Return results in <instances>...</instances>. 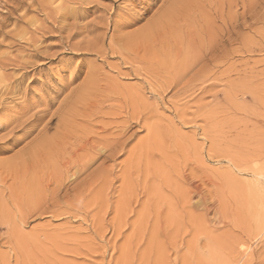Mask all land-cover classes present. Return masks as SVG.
Wrapping results in <instances>:
<instances>
[{
    "label": "rangeland",
    "instance_id": "1",
    "mask_svg": "<svg viewBox=\"0 0 264 264\" xmlns=\"http://www.w3.org/2000/svg\"><path fill=\"white\" fill-rule=\"evenodd\" d=\"M157 1L162 0H148L143 4L144 0L130 3L128 0H0V128L5 131L0 139L9 135L12 128L15 132L23 122L33 119L27 126L29 136L8 144L7 152L0 154V162H11L31 144L52 113L57 116L67 111V104L73 106L74 111H80L77 117L81 119L76 117V124L62 131L65 135L68 133V142L70 140L67 143L64 139L66 150L63 145L59 150L50 147L47 153L45 151L48 156L41 152L31 172L25 174L18 171L20 168L12 167L8 172L9 180L8 177L4 180L5 174H2L0 264H113L114 261L118 264H227L233 258H237V262L240 259V264L264 261V2L253 0L258 4L251 3L248 7L251 0H191L192 10L187 5V16L179 21L180 26L178 22L172 29L160 30V38L159 27L149 26L160 40L157 43L151 33L154 41L148 43L150 46H137L140 31L146 33V20L159 14L161 4ZM192 1L197 2L193 5ZM248 10L251 13L247 14ZM193 12L195 15H191ZM243 13L248 15L249 26L242 25L243 20L238 18ZM255 13L258 16H254ZM227 16L235 20L238 26L235 32L239 30L235 33L237 40L231 44L223 26L229 20ZM137 22H141V30H130ZM125 31L126 36L132 37L128 40L137 46L134 51L117 45L118 37L125 35ZM171 32L177 38L170 35ZM162 35L168 36L165 37L168 42H162ZM195 40L204 45L205 50ZM193 41L196 43L194 52ZM204 42L211 47L213 57L208 53L210 50L206 51L208 46ZM167 44L173 47L170 52ZM122 48L129 51H123L128 56L122 51L119 53L125 56L113 53ZM190 52H196L193 57L197 58L191 59ZM192 60L196 62L194 66L198 64L196 68L204 65L209 69L201 71L199 68L194 73ZM161 62L172 63L173 67L169 66L170 70ZM187 69L190 75L185 72ZM207 70H211L210 74ZM182 73L189 76L198 73L201 79L193 74L191 80L196 84L192 83V87L190 77ZM203 74L207 76L202 78ZM20 75H25L23 82L4 92ZM94 75L97 77L93 82L98 78V84L91 86ZM180 78L184 80L181 85ZM185 86L190 90L183 88ZM73 99L74 103H69ZM21 104L23 107H18ZM121 127L126 133H120ZM118 133L124 135L120 137ZM75 135L80 136L78 140ZM99 140L117 146L108 153L93 155L91 148H100ZM63 149L66 156L62 155L65 154ZM80 152L88 154L87 160L94 156L93 160L81 161ZM60 155L66 158L61 156V159ZM19 160L11 162L12 165L19 167ZM85 160L91 168L87 165L83 173V165L79 163L85 164ZM62 161L68 168L64 167L66 172L60 168L64 166ZM74 166L79 171L73 181ZM58 175L62 182L58 181ZM25 178L31 179L30 182Z\"/></svg>",
    "mask_w": 264,
    "mask_h": 264
},
{
    "label": "bare ground",
    "instance_id": "2",
    "mask_svg": "<svg viewBox=\"0 0 264 264\" xmlns=\"http://www.w3.org/2000/svg\"><path fill=\"white\" fill-rule=\"evenodd\" d=\"M142 1H143V0H142ZM144 1H145V2H142L141 4L146 3L148 0H144ZM202 1H203V0H202ZM202 1H201V2H202ZM239 1H241V0H239ZM242 1H243V0H242ZM242 1H241V2H242ZM246 1H247V0H246ZM251 1H252V2H250V4H247L248 7H249V5H251V3H253V0H251ZM256 1H258V0H256ZM157 2H160V1H157ZM188 2L190 3L191 0H190V1H189V0H162V1L160 2L161 6H159L160 8H158V10H159V14H158V15L156 14V17H155V18H154L153 15H152V17H150L151 19L146 20V21H147L146 23H147V25H148V27H146L147 29L144 30L146 33H143L142 31H140L141 34L139 35V38H138V41H137V44H138L137 46H140V44H142V45L144 46L145 44H148L150 41H154V40H152V38H150V37H151V33H152L153 31H150L151 27H149V26H153V27H154V26L157 25V26L160 28V29L157 28V29L159 30L158 36H159V34L161 35L160 30H164V28L166 29V27H170V29H172L173 26L175 27L179 21H181L183 18H185V16H187V14H186V13H187V7L189 6V9H190V6H191V4H192V3H190V5H189ZM192 2H193V1H192ZM196 2H197V1H196ZM196 2L194 1V2H193V5H195ZM199 2H200V0H199ZM199 2H198L197 4L200 5ZM205 2H207V1H205ZM208 2H211V1H208ZM215 2H217V0H215ZM225 2H226V1H225ZM225 2H224V3H225ZM236 2H238V1H236ZM258 2H259V1H258ZM262 2H264V1L262 0ZM187 3H188V4H187ZM211 3H212V2H211ZM211 3H209V4H211ZM220 3H221V6H222V2H220ZM228 3H229V1H228ZM254 3H257V2H254ZM254 3H253V5H255ZM148 4H149V2H148ZM148 4H147V5H148ZM206 4H208V3H206ZM213 4H214V3H213ZM218 4H219V3H218ZM218 4H217V5H218ZM229 4H231V3H229ZM257 4H258V3H257ZM263 4H264V3H263ZM139 5H140V4H139ZM187 5H188V6H187ZM193 5H192V6H193ZM204 5H205V4H203L201 7H203ZM240 5H241V3H240ZM242 5H243V4H242ZM244 5H246V4H244ZM157 6H158V5H157ZM212 6H214V5H212ZM221 6H219V8H220ZM233 6H234V5H233ZM201 7H200V8H201ZM210 7H211V6H210ZM214 7H215V6H214ZM217 7H218V6H217ZM236 7H237V6H236ZM250 7H251V6H250ZM254 7H255V6H254ZM256 7H257V6H256ZM140 8H141V7H140ZM193 8H195V7L193 6ZM205 8H208V7H205ZM223 8H224V7H223ZM229 8H231L230 5H229ZM240 8H241V6H240ZM242 8H243V6H242ZM246 8H247V7H246ZM252 8H253V6H252ZM260 8H262V7L260 6ZM260 8L258 7V9H260ZM142 9H144V8H142ZM196 9H197V7H196ZM208 9H209V8H208ZM216 9H217V8H216ZM216 9H215V10H216ZM225 9H226V8H225ZM235 9H236V8H235ZM254 9H256V8H254ZM262 9H263V8H262ZM145 10H146V9H145ZM191 10H192V8L190 9V11H191ZM198 10H199V9H198ZM209 10H210V9H209ZM209 10H208V11H209ZM212 10H213V8H212ZM218 10H219V9H218ZM227 10H228V9H226L225 11H227ZM229 10H230V9H229ZM240 10H241V9H240ZM156 11H157V10H156ZM156 11H155V13H156ZM203 11H204V10H203ZM220 11H221V9H220ZM222 11H223V10H222ZM233 11H234V10H233ZM243 11H244V10H243ZM249 11H250V12H249ZM188 12H189V10H188ZM194 12H195V11H194ZM194 12H193L191 15H193ZM216 12H217V10H216ZM245 12H246V11H245ZM206 13H207V12H206ZM212 13H213V11H212ZM226 13H227V12H225V14H226ZM237 13H238V12H237ZM240 13H242V12H239V14H240ZM249 13H251V10H248V13H247V14H249ZM252 13H253V12H252ZM256 13H257V12H256ZM256 13L254 14V16H258ZM141 14H142V13H141ZM195 14H196V12H195ZM195 14H194V15H195ZM198 14H199V13H198ZM208 14H209V12H208ZM208 14H207V15H208ZM229 14H231V12H230ZM229 14H228V15H229ZM235 14H236V12H235ZM239 14H238V15H239ZM247 14H244V13H243L242 16L240 15L241 17H238L239 19H242V20H243V24H242V25H244V26H249V23H251V22H249V18L247 17V16H248ZM212 15H213V14H212ZM231 15H232V14H231ZM196 16H197V14H196ZM196 16H193V17H195V18H194L195 21H198V20H196ZM209 16H211V15H209ZM223 16H224V15H223ZM233 16H235V15H233ZM193 17H192V18H193ZM227 17H228L229 20H227V21L225 20L226 22L224 21L225 23L223 24V26H225L224 28L226 29V31L224 30V31L226 32V34H225V35H226V38H227L228 42L231 44V43H233V42L235 43L234 40L237 38V36L235 35V33L239 32V30H238L237 32H235V29L238 27L237 25H236V26H237V27H236L235 24H234L235 20H233L230 16H227ZM227 17H226V18H227ZM249 17H251V16H249ZM192 18H191V20H192ZM200 18H201V17H200ZM221 18H222V17H221ZM233 18H235V17H233ZM238 18H237V20H238ZM254 18L256 19V17H254ZM263 18H264V16H263ZM218 19H219V18H218ZM250 19H251V18H250ZM221 20H222V19H221ZM221 20H220L219 22H221ZM252 20H253V16H252ZM262 20H264V19H262ZM188 21H189V19H188ZM214 21H215V20H214ZM116 22L119 23L120 21H116ZM131 22H133V20H132ZM134 22H135V21H134ZM182 22H183V21H182ZM184 22H185V21H184ZM191 22H193V20H192ZM209 22H210V21H209ZM215 22H216V21H215ZM217 22H218V21H217ZM238 22H239V21H238ZM238 22L236 21V23H238ZM248 22H249V23H248ZM104 23H108V21H107V22L105 21ZM124 23H125V22H124ZM160 23H163V24H160ZM194 23H195V22H194ZM196 23H197V22H196ZM210 23H211V22H210ZM222 23H223V22H222ZM241 23H242V21H241ZM121 24H123V23H121ZM179 24L181 25V22H179L178 25H179ZM182 24H183V23H182ZM107 25H108V24H107ZM117 25H118V24H117ZM119 25H120V24H119ZM125 25H126V23H125ZM147 25L145 24L144 26H147ZM178 25H177V26H178ZM180 25H179V26H180ZM184 25H185V24H184ZM187 25H188V24H187ZM196 25H197V24H196ZM209 25H210V24H209ZM239 25H240V24H239ZM157 26H156V27H157ZM182 26H183V25H182ZM185 26H186V25H185ZM185 26H184V27H185ZM250 26H252V25H250ZM73 27H74V26H73ZM104 27H105V26H104ZM120 27H121V25H120ZM122 27H125V26H122ZM142 27H143V26H142ZM142 27H141V28H142ZM201 27H202V26H201ZM209 27H210V26H209ZM209 27H208V28H209ZM218 27H220V26L217 25V28H218ZM76 28H77V27H76ZM78 28H80V27H78ZM106 28H107V27H106ZM113 28H114V27H113ZM126 28H127V26H126ZM177 28H178V27H176V30H177ZM181 28H183V27H181ZM185 28H186V27H185ZM194 28H195V27H194ZM202 28H203V27H202ZM247 28H248V27H247ZM250 28H251V27H250ZM250 28H248V29H250ZM81 29H82V28H80L79 30H81ZM104 29H105V28H104ZM114 29H115V28H114ZM167 29H168V28H167ZM192 29H193V26H192ZM203 29H204V28H203ZM212 29H213V28H212ZM212 29H211V30H212ZM214 29H215V28H214ZM220 29H221V27H220ZM220 29H219V30H220ZM240 29H242V28H240ZM71 30H72V29H71ZM116 30H117V29H116ZM116 30H113V31H116ZM119 30H120V29H119ZM123 30H124V29H123ZM140 30H141V29H140ZM178 30L180 31V29H178ZM190 30H191V29H190ZM199 30H200V29H199ZM209 30H210V29H209ZM216 30H217V29H215V31H216ZM73 31H74V30H73ZM107 31H108V28H107ZM167 31H168L167 33L169 34V30H167ZM184 31H186V30H184ZM184 31H183V32H184ZM200 31H201V33H202V30H200ZM213 31H214V30H213ZM213 31H212V32H213ZM220 31H221V30H220ZM220 31L217 30V32H220ZM105 32H106V31H105ZM125 32L127 33V31H125ZM130 32H131V31H130ZM132 32H133V31H132ZM135 32H137V31H135ZM177 32H178V31H177ZM217 32H216V33H217ZM221 32H223V31H221ZM240 32H243V31L240 30ZM244 32H245V31H244ZM69 33H70V31H69ZM72 33H73V32H72ZM114 33H115V32H114ZM117 33H118V32H117ZM119 33H120V31H119ZM142 33H143V34H142ZM147 33H148L149 35H147ZM153 33H154V32H153ZM153 33H152V36H153V35L155 36V34H153ZM164 33H166V32H164ZM167 33H166L165 35H167ZM178 33H179V32H178ZM203 33H204V32H203ZM207 33H209L208 29H207ZM223 33H224V32H223ZM223 33H222V34H223ZM124 34H125V33H124ZM132 34H133V33H132ZM132 34H131V35H132ZM135 34H136V33H135ZM172 34H173V32H171L170 35H172ZM210 34H211V32H210ZM222 34H220V35H222ZM69 35H70V34H69ZM103 35H105V34H103ZM103 35H102V36H103ZM112 35H113V34H111V36H112ZM131 35H129V36H131ZM165 35H162V37H161V39H163V36H164V39L162 40L163 43H164L165 40H166V42H168V40L165 38V37H168V36H165ZM170 35H169V37H170ZM173 35H174V34H173ZM206 35H207V34H206ZM238 35H239V34H238ZM240 35H241V33H240ZM115 36H116V34H115ZM137 36H138V33H137ZM137 36H135V37H137ZM174 36H175V35H174ZM174 36H173V37H174ZM201 36H202V35H201ZM208 36H209V35H208ZM208 36H207V37H208ZM216 36H218V35H216ZM171 37H172V36H171ZM171 37H170V38H171ZM175 37H176V36H175ZM179 37H180V36H179ZM213 37H214V36H213ZM224 37H225V36H224ZM235 37H236V38H235ZM238 37H239V39H240L241 36H238ZM102 38L104 39V37H102ZM110 38H112V37H110ZM129 38L131 39L132 37H128V36H126V35H120V37H118V40L116 39V40L118 41L117 45H119V47H120V46H121V47H124V46H125L127 49H129V50H131V51H134L133 48H134V47H137V46L132 45V42H131L132 39H131V40H128ZM159 38H160V36H159ZM176 38H177V37H176ZM201 38L203 39V37H201ZM210 38H211V35H210ZM216 38H217V37H216ZM218 38H219V37H218ZM222 38H223V37H222ZM103 39H102V40H103ZM113 39H114V38H113ZM155 39H156V42H157V43H158V40H160V39L157 40L156 36H155ZM180 39H181V38H180ZM195 39H196V38H195ZM208 39H209V37H208ZM223 39H224V38H223ZM223 39H222V40H223ZM111 40H112V39H111ZM136 40H137V38H136ZM136 40H134V41L136 42ZM169 40H170V39H169ZM177 40H179V38L176 39V41H177ZM192 40H194V39H192ZM203 40H204V39H203ZM236 40H237V39H236ZM195 41H196V40H195ZM216 41H217V40H216ZM111 42H112V44H113V41H111ZM162 42H161V43H162ZM171 42H172L173 45L175 44V42H174L173 40H172ZM173 42H174V43H173ZM177 42H178V41H177ZM181 42H182V41H181ZM196 42L198 43V41H196ZM224 42H225V41H224ZM102 43H103V42H102ZM120 43H121L122 45H121ZM190 43H191V42H190ZM192 43H194V41H193ZM199 43H200V42H199ZM199 43H198V44H199ZM153 44H154V43H153ZM172 44H171V45H172ZM178 44H179V43H178ZM195 44H196V43H194L193 45L191 44V45L193 46V48H194V49H193L192 46H191V48H192V52H194L193 50H195V46H196ZM202 44H203V43H202ZM204 44H205V42H204ZM216 44H217V43H216ZM219 44H220V43H219ZM114 45H115V44H114ZM114 45H113V46H114ZM148 45H149V44H148ZM150 45H151V44H150ZM150 45H149V46H150ZM158 45H159V44H157V46H158ZM163 45H164V44H162V46H163ZM167 45L169 46V44H167ZM189 45H190V44H189ZM189 45H188V46H189ZM200 45H201V44H199V47H200ZM205 45L208 46L207 43H206ZM217 45H218V44H217ZM223 45L225 46V44H223ZM223 45H222V46H223ZM232 45H233V44H232ZM154 46H155V44H154ZM154 46L152 47V48H153V51L155 50V49H154ZM164 46H166V45H164ZM174 46H175V45H174ZM202 46L204 47V45H201V48H202ZM211 46H212V45H211ZM72 47H73V46H72ZM111 47H112V46H111ZM115 47H117V46H115ZM119 47H117V48H119ZM160 47H161V46H160ZM170 47L173 49L172 46H169V49H167V50H169V52H170V50H171ZM175 47H176V46H175ZM213 47H214V46H213ZM227 47H229V46H227ZM75 48H76V47H75ZM117 48H115V49H117ZM126 48H125L126 52H129V51H127ZM144 48H145V47H144ZM147 48H148V47H147ZM147 48H146V50H147ZM158 48H159V47H157V50H160V49H161V48H160V49H158ZM167 48H168V47H167ZM209 48H211V47L208 46V49H206V51L210 50V52H208V53L212 56V55L214 54V52H211L212 50L209 49ZM216 48H217V47H216ZM218 48H219V46H218ZM220 48H221V47H220ZM224 48H226V47H224ZM224 48H223V49H224ZM71 49H72V48H71ZM112 49H113V48H112ZM112 49H111V50H112ZM119 49H120V48H119ZM137 49H138V48H137ZM199 49H200V48H199ZM223 49H222V50H223ZM227 49H228V48H227ZM227 49H226V52H227ZM81 50H82V49H81ZM83 50H87V48H86V49H83ZM101 50H102V49H101ZM113 50H114V49H113ZM144 50H145V49H144ZM146 50H145V51H146ZM164 50H166V49H164ZM167 50H166V54H167ZM200 50H201V49H200ZM204 50H205V47H204ZM214 50H215V49H214ZM217 50H219V49H217ZM222 50H221V51H222ZM231 50H232V49H231ZM121 51L123 52V51H124V48H122V50L113 51V53H114V52H118V54H120L119 52H121ZM141 51H142V50H141ZM161 51H163V48L161 49ZM202 51H203V50H202ZM202 51H201V52H202ZM221 51H220V52H221ZM111 52H112V51H111ZM122 52H121V53H122ZM124 52H125V51H124ZM124 52H123V53H124ZM126 52H125V53H126ZM138 52H139V51H138ZM142 52L144 53V51H142ZM142 52H141V53H142ZM146 52H147V51H146ZM163 52H165V51H163ZM163 52H161V53L163 54ZM192 52H190V54H192V55H191L192 58H191V56H190V58H191V59H194V57L197 58V56H194V57H193V55L196 54V52H198V50L196 49V52H195L194 54H193ZM199 52H200V51H199ZM216 52H217V51H216ZM218 52H219V51H218ZM228 52H229V51H228ZM125 53H124V54H125ZM135 53H137L136 50H135ZM149 53H150V52H148V56L145 55V57H146V56L149 57ZM152 53H153V52H152ZM155 53H157V52L155 51ZM161 53H158V54H161ZM205 53H206V52H205ZM205 53H204V54H205ZM211 53H213V54H211ZM230 53L232 54V52H230ZM230 53H229V54H230ZM103 54H104V53H103ZM124 54H120V55L122 56V55H124ZM133 54H134V52H133ZM144 54H145V53H144ZM197 54H198V53H197ZM202 54H203V53H201V59H202V57L204 56V55L202 56ZM206 54H207V53H206ZM206 54H205V55H206ZM217 54H218V53H217ZM229 54H227V55H229ZM125 55H126V54H125ZM125 55H124V56H125ZM128 55H129V54L127 53L126 56H128ZM137 55H138V54H137ZM140 55H141V54H140ZM150 55H151L150 57H153V56H152L153 54H150ZM163 55H164V54H163ZM168 55H170V53H169ZM156 56H159V55L155 54V57H156ZM164 56H165V55H164ZM164 56H163V58L165 59ZM186 56H187V55H186ZM188 56H189V55H188ZM230 56H231V55H230ZM129 57H131V56H129ZM133 57L136 58V56H133ZM147 57H146V58H147ZM167 57H168V56H167ZM209 57H210V56H209ZM212 57H213V56H212ZM214 57H215V56H214ZM226 57H227V56H226ZM135 58L132 59V60H135ZM138 58H139V57H138ZM163 58H162V59H163ZM187 58H188V57H187ZM187 58H185V60L183 59L184 62L187 60ZM199 58H200V57H199ZM199 58H198V60H200ZM203 58H204V57H203ZM127 59H128V57H127ZM136 59H137V58H136ZM142 59L145 61V58L142 57ZM142 59H141V60H142ZM169 59H173V58H170V57H169ZM174 59L177 60V57H176V58L174 57ZM191 59H189V60L191 61ZM205 59H206V58H205ZM213 59H214V58H212V60H213ZM218 59H219V58H218ZM137 60H138V59H137ZM139 60H140V59H139ZM141 60H140V61H141ZM143 60H142V61H143ZM146 60H147V59H146ZM154 60H155V59H154ZM156 60H160V59H156ZM181 60H182V59H181ZM183 60H182V61H183ZM208 60H211V59H208ZM208 60H206V61H208ZM212 60H211V61H212ZM215 60H216V59H215ZM161 61H162V60H161ZM165 61H167V60L165 59ZM182 61H181V62H182ZM190 61H188V62H190ZM194 61H196V60H194ZM202 61H203V60H202ZM202 61L200 62V64L202 63ZM204 61H205V60H204ZM204 61H203V62H204ZM150 62H151V60H150ZM152 62H154V61L152 60ZM158 62H160V61H158ZM170 62H172V60H171ZM175 62H176V61H175ZM184 62H183V63H184ZM198 62H199V61H198ZM216 62H218V61H216ZM155 63H156V61H155ZM161 63H162V62H161ZM164 63H167V62H164ZM168 63H169V62H168ZM186 63H187V62H186ZM193 63H194V62H193V60H192V64H193ZM195 63H196V62H195ZM195 63H194V64H195ZM207 63H208V62H206V63H204V64H207ZM214 63H215V62L213 61V64H214ZM162 64H163V63H162ZM171 64H172V63H171ZM171 64H170V65H168V64H163V65H165V67H166V65H167L168 67H166V68H169V69L171 70V68L169 67V66H172ZM194 64H193V66H191V67H195L196 65L194 66ZM200 64H199V65H200ZM173 65H174V63H173ZM177 65H178V62H177ZM177 65H176V66H177ZM181 65H182V64H181ZM184 65H185V67L187 66L186 64H184ZM189 65H191V62H190ZM215 65H216V68H217V64H216V63H215ZM158 66H161L160 63H159ZM176 66H175V67H176ZM179 66H180V65H178V67H179ZM197 66H198V64H197ZM197 66H196V67H197ZM212 66H213V65H212ZM172 67H173V66H172ZM180 67H181V68H180V70H181V69H182V66H180ZM187 67H188V66H187ZM187 67H186V68H187ZM191 67H190V68H191ZM196 67H195V69L193 68V69L195 70V71H193L194 73L196 72L197 69L200 68V66H199L198 68H196ZM213 67H214V66H213ZM162 68H164V67H162ZM162 68H161V69H162ZM166 68H165L164 71H166ZM183 68H184V67H183ZM186 68H185V69H186ZM190 68L188 67V69H190ZM203 68H206V69L208 68V69H209V66L206 67V66L203 65ZM203 68H200V69H202L201 71L206 70V69H203ZM188 69H187V71H185V72H187V73L189 72V75H190L191 73H190V71H188ZM200 69H199V70H200ZM211 69H212V67H211ZM175 70H178V69L175 68ZM180 70H179V71H180ZM183 70H184V69H183ZM183 70H182V71H183ZM190 70H192V69H190ZM213 70H214V68H213ZM168 71H169V70H168ZM168 71H167V72H168ZM207 71H208V70H207ZM207 71H206V72H207ZM209 71L211 72V70H209ZM209 71H208L207 73H209ZM172 72H173V70H172ZM177 72H178V71H177ZM180 72H181V71H180ZM183 72H184V71H183ZM191 72H192V71H191ZM198 72H199L200 74L203 73V72L201 73L200 71H198ZM174 73H175V72H174ZM194 73H193V74H194ZM176 74H177V73H176ZM182 74H183V75H186V76L188 75V74H186V73H185V74L182 73ZM193 74H192V75H193ZM196 74H198V73H196ZM196 74H194V75L196 76ZM204 74H205V72H204ZM204 74L201 75L202 78L205 76ZM209 74H210V73H209ZM88 75H89V74H88ZM168 75L170 76L171 74H168ZM172 75H173V74H172ZM183 75H181V76L183 77ZM189 75H188V77H190V81H192L190 84H191L192 87H193V84H192V83H195V82H194L193 80H191V79H192V77H191L192 75H191V76H189ZM178 76H180V75L177 74V77H178ZM197 76H199V74H198ZM206 76H207V74H206ZM206 76H205V77H206ZM24 77H25V75H20L18 78L14 79V80L9 84V86H8L7 88H5V91H4V92H6V90H9V87H10V86H12V85H18V84L22 83ZM90 77H91V75H90ZM96 77H97V76L94 75V78L92 79L91 82H93V80H94ZM177 77H176V80L178 79ZM205 77H204V78H205ZM86 78H87V77H86ZM173 78H174V76H173ZM184 78L186 79L187 77L184 76ZM196 78H197V77H196ZM199 78H200V76H199ZM88 79L90 80V78H88ZM200 79H201V78H200ZM86 80H87V79H86ZM89 80H88V81H89ZM179 80H181V81H180V82H179V81H176V85L178 84V86H179V83H180V85H181V82L184 81V80H182V78H180ZM188 80H189V79H188ZM188 80L185 81L186 84L188 83V82H187ZM196 80H197V79H196ZM170 81H171V80H170ZM172 81H173V79H172ZM190 81H189V82H190ZM197 81H198V80H197ZM197 81H196V82H197ZM91 82H88L87 85H88V86H90V85L92 86V85H94V83H95L96 81L93 82V84H90V85H89V83H91ZM177 82H179V83H177ZM86 83H87V82H86ZM172 83H173V82H172ZM96 84H98V78H97V82H96ZM96 84H95L94 86H96ZM183 84H184V83H183ZM195 84H196V83H195ZM88 86H87V87H88ZM170 86H171V85H170ZM84 87H85L84 89H86V84H85ZM97 87H98V85H97ZM104 87H105V86H104ZM10 88H11V87H10ZM88 88H89V87H88ZM168 88H169V87H168ZM178 88H179V87H178ZM183 88H188V90H190L188 86H187V87L185 86V87H183ZM84 89L82 88V91H84ZM90 89H91V87H90ZM94 89H95V88H94ZM100 90H101V89H100ZM184 90H186V89H184ZM9 91H10V90H9ZM85 91H86V90H85ZM89 91H90V90H89ZM91 91H92V90H91ZM181 91H182V89H181ZM4 92H3V93H4ZM86 92H88V91H86ZM86 92H84V93L87 94ZM179 92H180V90H179ZM1 93H2V92H1ZM3 93H2V94H3ZM89 93H90V92H89ZM91 93H92V92H91ZM2 94H1V95H2ZM5 94H6V93H5ZM11 94H12V93H11ZM78 94H79V93H78ZM80 94H81V93H80ZM80 94H79V95H80ZM85 94H84V95H85ZM3 95H4V94H3ZM7 95H8V92H7ZM88 95H89V94H88ZM96 95H97V94H96ZM86 96H87V95H86ZM83 97H84V96H83ZM77 98H78V97H77ZM77 98L75 97L76 100L79 99V98H78V99H77ZM87 98H90V97H87ZM92 98H93V97H92ZM81 100H82V99H81ZM85 100H87V99H85ZM89 100H90V99H89ZM91 100H93V99H91ZM102 100H103V99H102ZM75 102H77V101H75ZM80 102H81V101H80ZM80 102H79V103H80ZM82 102H83V100H82ZM84 102H85V101H84ZM87 102H88V101H87ZM67 103H68V102H67ZM67 103H66V104H67ZM69 103H72V104H73V103H74V99L72 100V102L70 101ZM91 103H92V101H91ZM96 103H97V102H96ZM77 104H78V103H77ZM82 104H83V103H82ZM94 104H95V101H94ZM74 105L76 106V104H74ZM85 105H87V104H85ZM92 105H93V104H92ZM65 106H66V105H65ZM77 106H78V105H77ZM93 106H95V105H93ZM93 106H92V108H94ZM96 106H97V105H96ZM18 107H23V104L18 105ZM67 107H69L70 109H72L73 106L71 107L69 104H67ZM88 107H89V106H88ZM63 108H65V107H63ZM69 108L66 109L67 111H65V112H62L63 110L60 111V112H62V113H60V114L57 113V112H55V113H57V116H56L54 113H52L53 115H52L47 121H44L45 123H44L43 125H41L42 128L38 131L37 135H35V138H34L33 140H31V141H32L31 144H29L28 146L24 147V148L18 153L17 156L15 155V158H14L11 162L14 163L15 160H17V159L19 160V159H20L19 161H21V163L19 164L20 166L18 165L19 167H15L16 165L13 166L11 162H0V178H1L2 174H5V175H3L4 178H3V176H2V178L5 180V178L8 177V180H9L10 174H8V172H9L10 170H12V167L15 168L16 170H17L18 168H20V170H18V171H21V170H22V172H24V173H25L26 171H30V170H32V169L34 168L33 165L36 163V161H37L39 155L41 154V152H42V154H44L45 151H46V153H47V150H48L50 147H53V146H54V148H56V149L59 150V149L61 148L62 145L64 146V144H65L66 141H67V143H70V140H69V142H68V139H69V138L67 137L68 133H67V135H65L66 133H63L62 131H64V130L66 129L65 127H69V126H71L72 123L75 122L74 119L79 115V112H80V111L77 112V111H74V109L69 110ZM73 108H74V107H73ZM82 108H83V107H82ZM84 108H87V107L85 106ZM84 108H83V109H84ZM90 108H91V107H90ZM84 110H85V109H84ZM88 110H89V111H93V109H92V110L88 109ZM94 110H95V108H94ZM97 111H98V110H97ZM81 112H83V110H82ZM39 113H42V112H39ZM44 113H45V112H44ZM85 113H86V112H85ZM37 114H38V113H37ZM58 114H59V115H58ZM80 114L82 115V113H80ZM86 114L89 115L88 113H86ZM86 114H85V115H86ZM92 115H94V114H92ZM92 115H91V116H92ZM40 116H41V114H40ZM91 116H90V117L88 116V118H91ZM80 117H82V116H80ZM83 117H84V116H83ZM83 117H82V120L86 121L85 118L83 119ZM85 117H86V116H85ZM77 118H79V117H77ZM79 119H80V118H79ZM79 119H77V120H79ZM30 120H31V119H30ZM34 120H35V118H34ZM80 120H81V119H80ZM26 121H28V120L26 119ZM32 121H33V119H32ZM32 121H30V122H23L24 124H22V126H21L20 128L18 127L19 129L15 131V135L12 136V137L10 138V141H9L7 144H3L2 146H0V154H4L5 152H7V149H8V148H7V145H8V144L15 143V142H17V141H21V140L24 139V138L26 139V138H27L26 135L29 136V135L27 134V133H28L27 129H28L29 127H27V126H28L29 124H32V123H33ZM36 121H37V119H36ZM84 121H83V122H84ZM120 121H121V120H120ZM79 123H81V122H78V124H79ZM116 123H117V122H116ZM35 124H36V123H35V121H34V124H33V125H35ZM75 124H76V122H75ZM86 124H87V123H86ZM121 124H122V123H121ZM121 124H120V125H121ZM123 124H124V123H123ZM123 124H122V125H123ZM126 124H127V123H126ZM20 125H21V124H20ZM20 125H18V126H20ZM79 125H82V124H79ZM128 125H129V124H128ZM77 126H78V125H77ZM84 126H85V125H84ZM86 126H87V125H86ZM30 127H32V126H30ZM82 127H83V126H82ZM82 127H81V128H82ZM123 127H124V126H123ZM64 128H65V129H64ZM70 128H71V127H70ZM70 128H69V129H70ZM84 128H85V127H84ZM125 128H126V126H125ZM73 129H74V128H73ZM11 130H13V128H12ZM28 130H29V129H28ZM74 130H75V129H74ZM81 130H83V128H82ZM121 130H122V127H121ZM121 130H120V131H121ZM67 131H68V130H67ZM124 131H125V129L122 130L120 133H122V132H124ZM65 132H66V131H65ZM69 132H70V131H69ZM79 132H80V131H79ZM118 132H119V130H118ZM29 133H30V132H29ZM72 133H73V132H72ZM72 133H71V134H72ZM120 133H118V135H119L120 137H122V136L124 135V133H126V132H124L122 136L120 135ZM73 134H74V133H73ZM75 134H76V133H75ZM78 134H80V133H78ZM69 135H70V134H69ZM113 135H114V134H113ZM75 136H78V137H76L77 140H78L79 137H80L79 135H75ZM119 136H118V137H119ZM70 137H71V136H70ZM88 137H89V136H88ZM112 137H113V136H112ZM118 137H117V138H118ZM120 137H119V138H120ZM67 138H68V139H67ZM81 138L83 139V137H81ZM94 138H95V137H94ZM64 139H66V141H64ZM88 139H89V138H88ZM88 139H87V140H88ZM97 139H99V138H97ZM105 139H106V138H105ZM62 140H63V141H62ZM77 140H75V143H76ZM80 140H81V139H80ZM89 140H90V139H89ZM91 140H92V139H91ZM95 140H96V139H95ZM107 140H108V139H107ZM107 140H106V142L103 141L104 143L101 142L102 139H101V141L99 140L101 143L99 142V144H97V145H98L101 149H100V148H94V147L91 148V149L94 151V152L92 151V152H93L92 154H93V155H97V154H99L100 152H104V151H105L106 153H108L107 151H108L109 149H113L114 147L117 146V145H115L114 143H111L110 141H109V143H108ZM113 140H114V142H116V141H115V140H116V139H115V136H114V139H113ZM117 140H119V139H117ZM73 141H74V140H73ZM83 141H84V139H83ZM92 141H93V140H92ZM92 141H91V142H92ZM96 141H97V140H96ZM96 141H95V142L93 141V142L96 143ZM119 141L121 142V140H119ZM85 142H86V141H85ZM122 142H123V141H122ZM122 142H121V143H122ZM78 143H79V142H77L76 144H78ZM87 143H88V142H87ZM94 143H93V144H94ZM97 143H98V141H97ZM81 144H82V143H81ZM118 144H119V142H118ZM66 145H67V144H66ZM78 145H80V144H78ZM78 145H77V147H78ZM82 145H83V144H82ZM82 145H81V146H82ZM87 145H89V143H88ZM97 145H95V146H97ZM119 145L121 146V144H119ZM68 146H69V145H68ZM74 146H76V145H74ZM90 146H91V144H90ZM93 146H94V145H93ZM98 146H97V147H98ZM120 146H118V147H120ZM65 147H66V146H64L63 148L65 149ZM69 147H70V146H69ZM71 147H72V146H71ZM71 147H70V148H71ZM80 148H81V147H80ZM82 148H84V147L82 146ZM86 148H87V146H86ZM120 148H121V147H120ZM51 149H53V148H51ZM51 149H50V150H51ZM56 149H55V150H56ZM64 149H63L62 151H64ZM77 149H78V148H77ZM77 149H76V150H77ZM87 149H88V148H87ZM87 149H85V150L87 151ZM55 150H53V151H55ZM65 150H66V149H65ZM73 150H75V149L73 148ZM80 150H81V149H80ZM114 150H115V149H114ZM8 151H9V150H8ZM53 151H52V152H53ZM56 151H57V150H56ZM62 151H61V154H62ZM69 151H70V150H69ZM77 151L79 152V150H77ZM82 151H83V150H82ZM82 151H81V152H82ZM89 151H90V150H89ZM89 151H87V152H89ZM57 152H58V151H57ZM59 152H60V151H59ZM78 152H77V154H78ZM81 152H80V153H81ZM110 152H112V150H111ZM114 152H116V151H114ZM118 152H119V151H118ZM46 153H45V155H46ZM53 153H55V152H53ZM64 153H65V154H62V155H63V156H66V152H65V151H64ZM73 153H75V152H73ZM85 153H86V152H85ZM85 153H83V154L81 153V156H80V158H79V159H81V161H82V159H86V160H87L86 157L88 156V154L85 155ZM57 154H58V153H57ZM59 154H60V153H59ZM92 154H91V155H92ZM100 154H101V153H100ZM114 154H115V153H114ZM55 155H56V153L54 154V156H55ZM62 155H60V158H61V159H62V157H63ZM74 155H75V154H74ZM78 155H80V154H78ZM106 155H107V154H106ZM106 155H105V156H106ZM111 155H112V154H111ZM43 156H44V155H43ZM46 156H48V155H46ZM54 156H53V157H54ZM57 156H58V155H57ZM57 156H56V157H57ZM61 156H62V157H61ZM68 156H69V155H68ZM85 156H86V157H85ZM89 156H90V155H89ZM99 156H100V155H99ZM103 156H104V154H103ZM107 156H108V155H107ZM113 156H114V155H113ZM75 157H76V156H75ZM95 157H96V156H95ZM12 158H13V156H12ZM40 158H41V157H40ZM49 158L53 159L52 157H49ZM58 158H59V156H58ZM63 158H64V157H63ZM65 158H66V157H65ZM65 158H64V159H65ZM68 158H69V157H68ZM72 158H73V157H72ZM88 158H89V157H88ZM92 158H94V156H93V157H90L91 160H93ZM107 158H109V157H107ZM111 158H112V156H111ZM43 159H45V158H43ZM43 159H42V161H43ZM46 159H48V158H46ZM74 159H75V158H74ZM90 159L87 160V161L90 162V161H91ZM59 160H60V159H59ZM68 160H69V159H68ZM70 160H73V159H70ZM86 160H85V164H82V163L79 161V162H80L79 165H80V164H81V166L83 165V166H82L83 171H82V169H81L80 172L82 171V172L84 173L85 168L88 167L87 165H89V164H87L88 162H87ZM102 160H103V159H102ZM102 160H101V161H102ZM44 161H47V160H44ZM49 161H50V160H49ZM94 161H96V160L94 159ZM47 162H48V161H47ZM54 162H55V158H54ZM54 162H53V163H54ZM72 162H73V161H72ZM86 162H87V163H86ZM92 162H93V161H92ZM92 162H91V164H94V163H92ZM103 162H104V161H103ZM31 163H32V164H31ZM39 163H40V162H39ZM42 163H44V162H41L40 165H41ZM49 163H50V162H48V164H49ZM56 163H58V162L56 161ZM60 163H62V164L64 165V166H61L60 168H62V167H63V168L66 167V168H67V166H68L67 160H66L67 166H65L66 163H63V161L60 162ZM29 164H30V166H28ZM44 164H45V163H44ZM44 164L42 165V167L46 165V164H45V165H44ZM51 164H52V163H51ZM73 164H75V160H74ZM99 164H100V163H99ZM102 164H103V163H102ZM37 165H38V163H37ZM37 165L35 166L36 168H37ZM40 165H39V166H40ZM57 165H59V163H58ZM70 165H72V164L70 163ZM47 166L49 167V165H47ZM50 166H51V165H50ZM53 166H54V165H53ZM59 166H60V165H59ZM100 166H101V165H100ZM102 166H103V165H102ZM102 166H101V167H102ZM51 167H52V166H51ZM51 167H50V168H51ZM57 167H58V166H56V168H57ZM72 167H73V165H72ZM74 167H75V166H74ZM89 167H90V165H89ZM36 168H35V170H36ZM38 168L40 169L41 167H38ZM44 168H45V167H43V169H42V168H41V169L44 170ZM90 168H91V167H90ZM104 168H105V166H104ZM46 169H47V168H46ZM46 169H45V170H46ZM52 169H53V168H52ZM67 169H68V168H67ZM67 169L64 168V171L67 170ZM73 169H75V172H73V174H74V177H73V178H74V179L72 178V175H73V174L71 175V179H73V181H74V180L76 179V178H75V177H76V176H75V173H77L79 170H78V167H77V166H76L75 168H73ZM73 169H69V170H73ZM98 169H99V168H98ZM101 169H102V168H101ZM42 170H40V171H41V172H44V171H42ZM47 170H48V169H47ZM55 170H56V172L59 171V169H58V171H57V169H55ZM96 170H97V169H96ZM96 170L93 171V172H96ZM36 171H37V170H36ZM61 171H62V170H61ZM73 171H74V170H73ZM85 171H87V169H86ZM98 171H99V170H98ZM11 172H12V171H11ZM13 172H14V170H13ZM30 172H31V171H30ZM30 172H27V173H30ZM38 172H39V170H38ZM41 172H40V175H41ZM65 172H66V171H65ZM70 172H71V171H70ZM33 173H34V172H33ZM50 173H51V172H50ZM59 173L61 174V172H59ZM7 174H8L9 176H7ZM11 174H12V173H11ZM13 174H15V173H13ZM25 174H26V173H25ZM37 174H39V173H37ZM37 174H36V175H37ZM56 174H58V173H56ZM62 174H63V172H62ZM89 174H90V173H89ZM91 174H92V173H91ZM15 175H18L17 172H16ZM15 175H11V176H15ZM81 175H82V174H81ZM81 175H80V176H81ZM21 176H23V174H22ZM21 176H19V177L22 178ZM59 176H60V175L57 176V179H58V181L60 180V181L62 182V180L60 179ZM67 176H68V175H67ZM91 176H92V175H91ZM91 176H90V177H91ZM15 177H16V176H15ZM17 177H18V176H17ZM25 177H26V175H25ZM38 177H39V176H38ZM55 177H56V176H55ZM55 177H54V178H55ZM58 177H59V178H58ZM65 177H66V176H65ZM27 178H28V177H27ZM27 178H25V179H27ZM36 178H37V177H35V179H36ZM63 178H64V177H62V179H63ZM66 178H69V177H66ZM3 179H2V180H3ZM22 179H23V178H22ZM22 179H20V180H22ZM33 179H34V177H33ZM57 179L55 178V180H57ZM4 180H3V182H0V183H3V184H4ZM8 180H7V182H8ZM10 180H12V179H10ZM17 180H19V179L17 178ZM23 180H24V179H23ZM27 180H28V179H27ZM29 180H31V179H29ZM29 180H28V181H29ZM65 180H67V179H65ZM86 180H88V179H86ZM53 181H54V180H53ZM71 181H72V180H71ZM91 181H92V179H91ZM29 182H30V181H29ZM11 183H12V181H11ZM11 183H10V184H11ZM23 183H24V182H23ZM31 183H32V182H31ZM53 183H54V182H53ZM59 183H60V182H59ZM59 183H58V184H59ZM72 183H73V182H72ZM72 183H71V184H72ZM76 183H77V182H76ZM82 183H83V182H82ZM84 183H85V182H84ZM92 183H93V182H92ZM20 184H22V183H20ZM55 184H56V183H55ZM67 184H68V183H67ZM74 184H75V183H74ZM77 184H79V183H77ZM86 184H87V182H86ZM89 184H90V182H89ZM0 185H1V184H0ZM60 185H61V184H60ZM3 186H4V185H3ZM8 186H9V185H8ZM13 187H14V186H13ZM17 187H18V186H17ZM17 187H16V188H17ZM21 187H22V185H21ZM56 187H57V186H56ZM36 188H37V187H36ZM36 188H35V189H36ZM58 189H59V188H58ZM12 190H13V189H12ZM30 190H31V189H30ZM23 191H25V190L23 189ZM56 191H57V190H56ZM73 191H74V190H73ZM58 192H59V191H58ZM66 192H67V191H66ZM36 194H37V193H36ZM11 196H12V195H11ZM8 197H9V196H8ZM64 198H66V197H64ZM64 200H65V199H64ZM67 200H68V199H67ZM67 200H66V201H67ZM60 202H61V201H60ZM62 202H63V201H62ZM64 202H65V201H64ZM65 204H66V203H65ZM55 205H56V204H55ZM38 206H39V205H38ZM74 207H75V206H74ZM263 218H264V217H263ZM209 248H210V247H209ZM243 248H244V247H243ZM240 250H241V249H240ZM212 251H213V250H212ZM232 252H233V251H232ZM228 253H229V252H228ZM260 253H261V252H260ZM231 254H232V253H231ZM234 254H235V253H234ZM240 254H241V253H240ZM246 254H247V253H246ZM263 254H264V253H263ZM226 255H227V254H226ZM244 255H245V254H244ZM216 256H218V255H216ZM238 256H239V255H238ZM242 256H243V255H242ZM254 256L256 257V255H254ZM218 257H220V256H218ZM235 257H236V256H235ZM245 257H246V261H248L249 258L247 259V256H245ZM257 257L259 258V256H257ZM231 260H232V259H231ZM235 260H237V258H235ZM235 260H234V258H233V261H232V262L227 261V262H228L227 264H240V263H241V262H240V259H239V262H240V263L237 262V261H235ZM223 261H225V260H223ZM258 261H260V260H258ZM202 262H203V261H202ZM221 262H222V261H221ZM261 262H262V264L264 263V261H261ZM222 263H223V262H222ZM251 263H252V261L247 262V264H251ZM223 264H225V263H223ZM242 264H246V263H242Z\"/></svg>",
    "mask_w": 264,
    "mask_h": 264
},
{
    "label": "snow or ice",
    "instance_id": "3",
    "mask_svg": "<svg viewBox=\"0 0 264 264\" xmlns=\"http://www.w3.org/2000/svg\"><path fill=\"white\" fill-rule=\"evenodd\" d=\"M128 2L130 3L131 0H128ZM77 7H78V6H77ZM93 23H95V21H93ZM140 24H141V22H137V23L135 24V26H132V27H130L129 29H130V30H133V31H140V28H139V25H140ZM125 35H128V33H125ZM4 132H5V131L3 130V128H0V134H3ZM14 135H15L14 130H10V131H9V135L4 136L3 139H0V145H2V144H7V143L10 141V138H11L12 136H14ZM117 254H119V253H117ZM113 264H118V262L114 261Z\"/></svg>",
    "mask_w": 264,
    "mask_h": 264
}]
</instances>
